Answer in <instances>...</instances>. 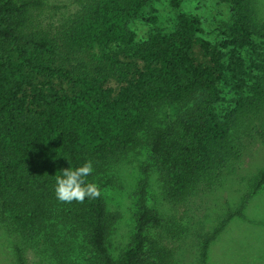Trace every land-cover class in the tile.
<instances>
[{
  "label": "trees",
  "instance_id": "obj_1",
  "mask_svg": "<svg viewBox=\"0 0 264 264\" xmlns=\"http://www.w3.org/2000/svg\"><path fill=\"white\" fill-rule=\"evenodd\" d=\"M148 1L81 0L60 36L52 38L21 33L28 9L39 1L0 0V220L27 243L43 240L56 250L59 244L90 249L86 264H144L149 255L159 261L151 260L153 264H166L173 253L157 241L149 244L146 234L163 219L144 200L131 244L114 257L98 185L101 175L122 155L146 144L166 198L182 202L237 156L233 118L256 107L264 95V50L254 43L255 35L264 38V23L257 19L253 0H222L231 6L233 23L220 42L201 36L197 15L180 12L172 31L153 33L132 46L135 33L128 23ZM171 3L178 8L182 0ZM195 45L206 63L197 61ZM244 47L256 54L253 69L260 74L248 71ZM122 53L137 62L125 65ZM84 54H92V62H86ZM227 73L236 93L244 94L249 87L250 95L240 97L222 118L217 104ZM38 76H62L73 91L38 87ZM115 76L124 81L118 91L105 85ZM165 104L182 109L153 124ZM89 160L93 172L87 179L98 186L100 196L83 203L59 201L56 176ZM263 185L264 171L254 192ZM226 223L207 235L203 257ZM60 235L65 238L57 242ZM15 250L18 264H26L23 247L17 244Z\"/></svg>",
  "mask_w": 264,
  "mask_h": 264
},
{
  "label": "rangeland",
  "instance_id": "obj_2",
  "mask_svg": "<svg viewBox=\"0 0 264 264\" xmlns=\"http://www.w3.org/2000/svg\"><path fill=\"white\" fill-rule=\"evenodd\" d=\"M37 1L40 5L31 6L26 13L27 20L21 29L24 36L47 34L58 38L81 7V0ZM253 2L258 21L264 23V0ZM180 12L197 15L201 19V36L213 43L224 40L233 23L231 6L222 0H182L178 8L171 0H149L141 14L128 23L129 30L135 33L132 46L141 44L153 33L172 31ZM254 43L264 50L263 37L255 35ZM193 51L197 61L207 62L198 45ZM241 53L248 71L260 74L262 71L255 70L258 68L253 69L257 56L251 47L242 48ZM84 56L86 62H92V54ZM120 59L125 65L137 62L125 53ZM138 64L142 65L141 61ZM34 83L42 88L49 85L62 92L73 91L72 83L62 76H38ZM122 84L124 81L116 76L105 82L116 91ZM220 87L217 112L223 118L234 110L240 97L250 95V89L248 87L244 94L236 93L229 73ZM181 109L178 105H163L153 124L165 122ZM233 124L232 140L237 156L220 174L202 180L182 202H171L166 198L160 172L146 144L122 155L101 175L98 185L106 204L110 225L108 245L114 257H119L131 244L144 200L163 219L160 225L151 226L146 234L149 244L157 241L171 250L173 254L166 264H264V185L254 192V185L264 171V95L253 109L238 112ZM226 220L224 228L211 241L207 256L203 257L207 235ZM59 238L57 242L65 237L60 235ZM17 244L24 249L26 264H86L85 258L91 254L90 249L78 247L74 250L63 248L62 244L56 250L54 245L45 244L43 240L39 245L27 243L0 220V264H18ZM149 256L144 264L159 262L155 256Z\"/></svg>",
  "mask_w": 264,
  "mask_h": 264
},
{
  "label": "clouds",
  "instance_id": "obj_3",
  "mask_svg": "<svg viewBox=\"0 0 264 264\" xmlns=\"http://www.w3.org/2000/svg\"><path fill=\"white\" fill-rule=\"evenodd\" d=\"M93 172V164L89 160L81 166L68 167L61 170L55 180V196L65 203L77 201L83 203L86 198L96 199L100 196L98 186L88 181Z\"/></svg>",
  "mask_w": 264,
  "mask_h": 264
}]
</instances>
